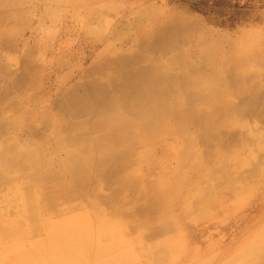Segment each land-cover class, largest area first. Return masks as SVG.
Masks as SVG:
<instances>
[{"label": "bare ground", "instance_id": "bare-ground-1", "mask_svg": "<svg viewBox=\"0 0 264 264\" xmlns=\"http://www.w3.org/2000/svg\"><path fill=\"white\" fill-rule=\"evenodd\" d=\"M185 23L164 25L154 34L149 22L136 26L142 37L150 38L147 50L138 41L127 46L130 34L117 29L108 36L111 42L101 44L99 60L85 70L99 77L72 83L65 98L49 107L45 104L40 119L34 112L32 120L30 114L14 119L12 123L30 135L22 152L18 141L0 148V182L20 168L38 177L46 194L43 200L34 199V185L24 187V215L31 229L45 222L44 217L38 221V209L57 213L60 199L68 202L66 208L91 199L130 207V212H115L126 223L122 224L130 226L134 216L160 206L172 221L182 206L203 216L214 208L220 188L234 194L239 190L231 187L236 179L244 186L252 178L264 177V133L260 138L252 134L264 128L250 130L248 122L264 126V51L244 43L225 45L227 38L216 42L204 41L199 34L189 38ZM181 38L185 41L180 45ZM219 43L229 52L221 54ZM255 61L258 69L249 67ZM237 79L241 83L235 88ZM170 135L182 143L177 169L184 168L186 176L181 184L164 179L168 173L162 166L154 169V152ZM235 147L238 150H232ZM227 165L237 170L229 172ZM220 178H225L222 185ZM103 188L109 190L108 197L102 196ZM185 191L193 195L190 203L179 199ZM147 226L150 231L161 225ZM59 234L49 239L41 260L23 259L20 264H83L84 256L94 264L115 261L116 256L98 259L101 247L86 245L79 232L76 239L73 234ZM119 264H128L127 259L119 256Z\"/></svg>", "mask_w": 264, "mask_h": 264}, {"label": "rangeland", "instance_id": "rangeland-1", "mask_svg": "<svg viewBox=\"0 0 264 264\" xmlns=\"http://www.w3.org/2000/svg\"><path fill=\"white\" fill-rule=\"evenodd\" d=\"M148 22L150 34L164 25L186 22L184 30L189 38L199 34L209 42L226 37L225 45L244 43L264 51V0H0V148L18 141L22 152L30 133L13 124L14 119L27 114L32 116L30 120L33 114L40 119L45 104L49 107L54 100L65 98L72 83L99 77L96 72L87 75V71L99 60L101 44L111 42L108 36L114 31L130 34L127 46L138 41L147 50L152 45L150 38L142 37L137 28ZM168 29L174 31L172 27ZM184 41L179 39L180 45ZM255 64L256 61L249 67L258 69ZM23 109L28 113L24 114ZM248 122L250 130L264 128L261 122ZM262 132L252 134L260 138ZM181 145L170 135L154 152V169L162 166L168 173L163 178L172 184L183 183L186 176L184 168L177 169ZM227 169L237 170L232 165ZM27 171L17 169L0 182V264H20L23 259L39 261L51 237L65 233L75 238L78 232L86 245L90 242L101 247L98 259L116 256L113 264H119V256L128 264H264V177L252 178L244 186L236 179L231 183V187L239 188L234 194L220 188L214 208L203 216L187 212L182 206L174 211L172 218L176 221H172L160 206L144 216H134V225L130 226L122 224V216L115 213L130 212V207L94 203L91 199L66 208L68 202L60 199L57 213L50 208L38 209V221L45 222L31 229L24 215V187L34 185L37 202L46 194L38 177L27 175ZM223 180L220 178L218 184L222 185ZM101 193L109 196L108 189L103 188ZM192 196L185 191L179 199L189 202ZM157 222L161 226L148 231L147 225ZM156 233L159 234L153 235ZM92 263L84 256L83 264Z\"/></svg>", "mask_w": 264, "mask_h": 264}, {"label": "crops", "instance_id": "crops-1", "mask_svg": "<svg viewBox=\"0 0 264 264\" xmlns=\"http://www.w3.org/2000/svg\"><path fill=\"white\" fill-rule=\"evenodd\" d=\"M226 37H220V38H213V39H211L212 41H214V42H216V41H220V40H223V39H225ZM219 44H221V43H219ZM231 46V45H230ZM219 48V50H220V53L221 54H223L224 52H229V50H228V48L227 47H225L224 45H222L221 44V46L220 47H218ZM231 49H233L232 47H231ZM226 50V51H225ZM231 52V51H230ZM239 83H241L240 82V80L239 79H237L234 83H233V87H237L238 85H239Z\"/></svg>", "mask_w": 264, "mask_h": 264}]
</instances>
